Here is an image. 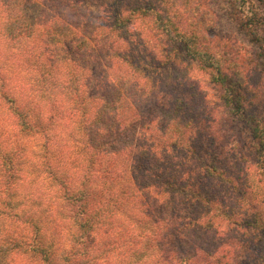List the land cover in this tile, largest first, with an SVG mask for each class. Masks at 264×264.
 Masks as SVG:
<instances>
[{
  "label": "trees",
  "instance_id": "obj_1",
  "mask_svg": "<svg viewBox=\"0 0 264 264\" xmlns=\"http://www.w3.org/2000/svg\"><path fill=\"white\" fill-rule=\"evenodd\" d=\"M257 1L0 0V264H264Z\"/></svg>",
  "mask_w": 264,
  "mask_h": 264
},
{
  "label": "rangeland",
  "instance_id": "obj_2",
  "mask_svg": "<svg viewBox=\"0 0 264 264\" xmlns=\"http://www.w3.org/2000/svg\"><path fill=\"white\" fill-rule=\"evenodd\" d=\"M86 2H88L92 14L96 13L98 11L99 6H98L97 2L95 3V0H86ZM253 2L255 4H257L258 7H260L257 0H253ZM262 34L264 35V31L262 32ZM222 41L223 40H221V42ZM5 108L7 110L8 106H5ZM9 116H10V118L14 117L13 115H9ZM1 118H2V115H0V121L3 120V118L2 119ZM32 119L34 120V118H32ZM225 121L222 125V128L225 130H228V133L231 134V136L234 135V138L239 140L240 143L243 144V150L246 152V154H250L251 142H250V138L248 135L247 128L236 117H231V116L227 117V119ZM16 128L17 127H15L13 124L10 125V124H6V122H3L2 124H0V135L5 136V137L8 135H13V136H15L14 140H20L21 143L22 142L26 143V145L28 147V151H29L28 156L30 157V159H32V162H34V161L39 162L38 161L39 158L37 157V155H39L40 146H38V145H39V142H42V141H39L36 138H27L26 137L27 134L20 135L19 131ZM1 136H0V142H1ZM3 145L6 147V149H8L7 145H5V144H3ZM11 145H13V143ZM31 164H32V166H37V165H35L36 163H31ZM38 164H39V167L42 168L41 163H38ZM30 187H32V186H30ZM31 198L33 200H36V199H34L33 196H31ZM52 206H54V205H52ZM52 211H54L53 216H55L54 214H56V212H55L54 208L52 209ZM46 219L49 220L48 217H46ZM173 247H174L173 252L175 254L177 253V255L180 254V251L187 250V252H188L189 250H191V247L188 246L187 243H183L181 246L176 245ZM14 264H34V263L29 260V257L24 258L22 255L17 254Z\"/></svg>",
  "mask_w": 264,
  "mask_h": 264
}]
</instances>
